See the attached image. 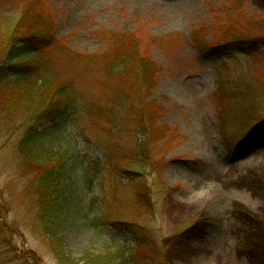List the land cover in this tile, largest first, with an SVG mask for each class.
I'll use <instances>...</instances> for the list:
<instances>
[{
	"label": "rangeland",
	"instance_id": "1",
	"mask_svg": "<svg viewBox=\"0 0 264 264\" xmlns=\"http://www.w3.org/2000/svg\"><path fill=\"white\" fill-rule=\"evenodd\" d=\"M26 1L0 0V59ZM44 4L55 19L52 33L67 44L55 46L54 71L81 98L76 118L59 119L51 134L52 149L65 158L67 261L97 264L111 249L118 264H264V0ZM220 21L218 41L236 30L256 44H225L204 54L195 43H208ZM121 30L141 32V51L158 66L153 85L143 83L141 112L151 113L161 131L149 138L138 133L147 160L130 173L145 181L149 202H137L135 185L122 172L135 151L133 111L116 113L113 123L89 114L90 105L114 109L118 81L106 78L113 59L103 51L109 35ZM28 120L22 113L15 120L0 115V264H62L33 226L34 173L17 151ZM12 123L19 130L11 131ZM109 209L112 218L143 226L151 248L136 246L127 229L96 224Z\"/></svg>",
	"mask_w": 264,
	"mask_h": 264
},
{
	"label": "trees",
	"instance_id": "2",
	"mask_svg": "<svg viewBox=\"0 0 264 264\" xmlns=\"http://www.w3.org/2000/svg\"><path fill=\"white\" fill-rule=\"evenodd\" d=\"M44 3L45 0H27L24 3L23 14L12 29V38L6 41L5 46L3 45L5 53L0 59V115L3 119L15 120L18 114L22 113L29 119L18 139L17 151L21 162L30 173H34L29 183L31 202L36 208L33 226L40 231L60 262L71 264L62 251L66 199L63 188L65 158L52 149L51 134L53 128H59L60 124L57 122L59 119L67 122L68 119L74 118V115L76 118L81 98L77 97L75 90L67 82L58 81L60 72L54 71L55 46L62 43L67 47V44L65 38L57 39L52 33L55 19ZM220 24L221 21L208 43L204 40H200L202 43H195L204 54L214 52L225 44L232 43L242 47L241 43L249 41V49L256 44L257 39L236 37L238 33L236 30H231L227 34L222 32L223 37L234 38L224 42L218 41L221 36L216 32ZM140 33L121 30L109 35L108 46L103 52L113 59L106 66V78L118 81L114 87L112 100L114 109L94 111L90 105L89 110V114L104 116L112 123L118 119L116 113L133 111L132 115L137 122L136 135L133 138L135 151L132 158L125 161L122 172L130 179L129 186L132 188L135 185L138 203L150 201V193L143 178L130 175L134 173L133 167L137 168L140 162L147 160L145 150L148 145L139 141L138 133L149 138L161 131L151 113L146 117L141 112L145 99L143 83L148 82V87L153 85L158 76V66L148 52L141 51ZM261 41L264 45V40ZM240 94L245 95L242 92ZM240 106L236 107L239 112L242 111ZM14 125L12 123L9 126L11 131L19 130L20 125L13 128ZM160 135L165 136V133ZM138 156H142V160ZM130 197L132 199V195ZM126 199L129 198L126 196ZM96 224L127 229L135 234L136 246L146 250L151 248L150 239L142 234L143 226L133 221L112 218L110 209L103 213ZM118 255L117 252L108 249L103 255L98 256L97 264H118L116 263Z\"/></svg>",
	"mask_w": 264,
	"mask_h": 264
}]
</instances>
